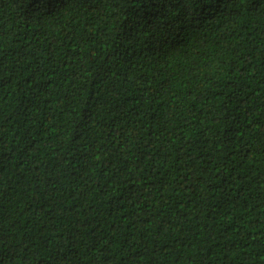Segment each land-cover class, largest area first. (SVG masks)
<instances>
[{
  "label": "trees",
  "instance_id": "16d2710c",
  "mask_svg": "<svg viewBox=\"0 0 264 264\" xmlns=\"http://www.w3.org/2000/svg\"><path fill=\"white\" fill-rule=\"evenodd\" d=\"M0 264H264V0H0Z\"/></svg>",
  "mask_w": 264,
  "mask_h": 264
},
{
  "label": "snow or ice",
  "instance_id": "6c2138e0",
  "mask_svg": "<svg viewBox=\"0 0 264 264\" xmlns=\"http://www.w3.org/2000/svg\"><path fill=\"white\" fill-rule=\"evenodd\" d=\"M38 2H41V3H43V0H38ZM45 6H47V5H45Z\"/></svg>",
  "mask_w": 264,
  "mask_h": 264
}]
</instances>
